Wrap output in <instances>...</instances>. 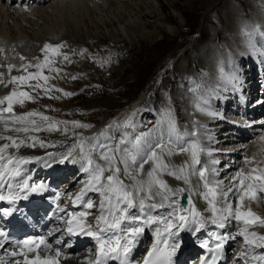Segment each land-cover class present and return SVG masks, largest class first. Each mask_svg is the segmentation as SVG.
Segmentation results:
<instances>
[{
    "label": "snow or ice",
    "instance_id": "6c2138e0",
    "mask_svg": "<svg viewBox=\"0 0 264 264\" xmlns=\"http://www.w3.org/2000/svg\"><path fill=\"white\" fill-rule=\"evenodd\" d=\"M57 47L60 46L58 45ZM44 48L47 50L52 48V46L46 44L44 45ZM21 59H23V57ZM65 59H67L66 56ZM31 66L32 65L25 66V69ZM35 67L39 68L40 65H35ZM9 70H11V68ZM28 78L33 79L35 77L30 74ZM43 79L47 80L48 78L43 77ZM24 80V76H14L12 77V81L10 82H23ZM36 87H40V85L37 84ZM57 90L59 91V89ZM65 95H71V93H65ZM18 96L31 99V97H29L27 93L18 94L15 90H13L10 95H7L3 99H0V106H3L5 104V101H7V107H0V112L11 113L13 103H23V100H18ZM37 115H40L42 120H49V117L43 116L40 113L29 112L26 114V116L28 117ZM25 119V116L14 117V121L23 122L25 121ZM30 123L35 125L36 122L35 120H32L30 121ZM79 126L86 127V125ZM6 130L27 133L29 131H39L41 129L38 127L32 129L28 127H12ZM0 140L11 141V144H4L0 146V154L4 153L5 150L8 149L10 146L18 149L20 145L24 143L23 140L17 142V140L10 135H0ZM139 140L140 138H137V143H139ZM196 148L197 146L195 144L191 146L193 166L192 174H196V172L198 171L200 179L204 181L203 186L205 189H207V191L200 194L203 195L205 200H208L209 202V210L212 212L211 222L214 224H218L220 228H224L226 226L225 221H227L231 217L236 220L244 219L245 224H252L255 220H259L260 224L264 226V220H260L259 217H255V215L250 211L248 213H242L238 209L235 212L233 211L232 204L227 203L228 194L233 191L232 187H229L227 191H224L222 193V196L225 200V207L218 209L213 203V201L209 200V196L215 197L216 192L214 188L209 186V183L205 177L206 170H196L194 168V165L199 163ZM83 150V146H81V152H83ZM181 151L186 152L189 151V149L182 148ZM125 153L126 155L122 156L118 161V163L123 164V169L118 166H113L114 162H116V157L114 155H109L108 153H101L100 159L108 161V167L106 169L104 166H101L97 163L95 165V168L92 169L93 174L90 177V183L89 185H86V187L92 190L101 191V194L105 197V200H107L108 203L111 205V207L108 208V215L106 216L104 214L105 203L103 201L101 202V215L96 218L97 227L95 230L92 229V226L90 224H86V222L83 220V217L87 216L89 213L81 212L77 214L81 219L75 221V228L79 229V231L85 235L92 236L96 240V243L98 245L96 258L94 261H90L89 264H107L109 260H120V264H139V261H133L130 259V254L132 253V250L135 247L139 236L144 233L145 227L151 226L152 224H155L158 221L164 223L165 227L163 229V232L159 228L154 229L156 242L152 245L151 249L148 250L147 255L144 256L143 264H174L173 257L180 249L182 243L180 233L182 231H189L195 234L196 232H199L201 228L205 227L203 219L200 218L202 214L195 210V206L193 205L191 200V195H189V197L187 198V203L191 206V208L184 210L188 213L187 215L180 214L178 216H173L172 219H167L165 217L150 215L146 213L144 209H154L157 207L164 206L162 203L146 204V200H155L156 196H162L163 200H168V194L175 196L178 192L183 193L185 191L184 189H173L167 184L166 181L159 179L156 176L157 169L167 171L168 175H172L176 179H183L185 183H191V181L189 180L188 176L184 174V167H179L174 170H168V165L163 162L162 158L159 157L155 151H153L149 156H147V158L140 159L137 158V155L128 152L127 149L125 150ZM69 155H71V152H69ZM2 159H4V157L3 155H0V160ZM28 159L29 158L26 157H20L17 163H26L28 162ZM8 160L9 163H11L12 157L9 156ZM150 162H155V167H152L151 170L147 171L146 175L149 179L147 180V182H145L139 179V174L144 172V165L149 164ZM87 163L89 167L84 168L85 172H88L91 166L93 165V160L90 156L87 158ZM106 170L111 174L104 177L103 173ZM121 171H123V173L134 182L132 185H126L124 181L120 178L119 174L121 173ZM134 171L136 175H133ZM253 171L256 170L253 169ZM236 178L239 180L241 185L244 184V180H264V176H244L243 173H237ZM102 180L106 181V183H101ZM145 183L147 184V192L143 197L139 199L137 203V195L140 193H145ZM97 184L100 185L99 188H96ZM153 186H157L156 192L152 191ZM24 187L27 188L28 185L25 184ZM36 187L37 186H33L32 190L35 191ZM254 187L255 185H248L246 194L254 196ZM161 190H163V193L167 194H162ZM259 190L264 191V186H261ZM82 195L83 190L81 195L77 196L76 200L80 201L82 199ZM113 196L115 197V203L112 202ZM3 199H5V197L0 196V200ZM240 199L241 201H243L244 195H241ZM172 203L174 204L176 203V201H172ZM86 206L90 209L93 207V204L91 201H88ZM136 208L139 209L141 213L140 215H137L135 212L131 211L132 209ZM173 211H175V209ZM217 212L221 214L219 219L216 218ZM109 216L111 217V219L108 218ZM189 216H191V220H189ZM125 221H128L129 223L125 224ZM67 223L69 225L67 231L69 233H74L73 220H69ZM117 231L123 233V235H116ZM240 234L244 235L243 232H241ZM2 235L3 233H0V236ZM250 235L256 237V239L259 241L258 246L264 247V236H257L256 233H251ZM230 238L234 239L235 237L229 235L221 236L220 243L216 245V249H222L224 243ZM245 242L251 244L255 241H249L248 237L245 236ZM30 243L31 241L23 242L25 246L29 245ZM40 243L44 244L46 249L51 248V245L46 243L43 239H41ZM57 243H59V241H57ZM2 244L3 241H0V245ZM201 247H207V245L202 243ZM28 251H35V248L29 247ZM13 255H16V253H13ZM55 255L56 257H59L61 255L60 250L57 249ZM253 259L264 260V255L253 257ZM211 260L212 264H215L216 257L213 256ZM17 264H19V262H17ZM25 264H58V262L52 257L41 258V256L37 254L33 260H28L26 258ZM205 264H207V262H205Z\"/></svg>",
    "mask_w": 264,
    "mask_h": 264
},
{
    "label": "rangeland",
    "instance_id": "374dc122",
    "mask_svg": "<svg viewBox=\"0 0 264 264\" xmlns=\"http://www.w3.org/2000/svg\"><path fill=\"white\" fill-rule=\"evenodd\" d=\"M162 1L165 2V0ZM132 2L133 1L130 0H127V4L121 2L123 4H121L122 7L119 8V12L122 15H127V17L132 14H125V5L126 7H129V5L132 6V8L129 7L130 12H139L140 8ZM201 2V0L197 1V3ZM162 5L165 12L173 16L174 20H171L169 24L165 21L158 20V24L161 27H170L173 34L164 33L163 31L160 34V31L150 26L154 24V18H145V21H143L147 25L148 31H153L156 35L159 34L158 37L160 38L156 40L152 46L150 42L142 36L136 37L135 31L126 30V23L120 24L115 16L111 15L113 18L112 20L106 18L103 21L102 19H104L105 13L89 5V9L92 8L95 10L94 14H102L103 16H101V19L98 21L92 16H89L88 20L86 16H81L77 23V29L80 31L83 29L84 32H89V34L92 32L95 37H89L88 35L86 36L85 33H82V35H78V38L71 40L74 42H84L90 45L101 46L102 48L104 44L108 46L114 45L113 47L118 50L119 55L118 58H110L102 63H95L96 71L92 73L94 83H96L93 85L95 87L92 86L87 92L81 91L76 95L77 97L74 96V98L70 99L68 102H61L59 105H56V107L61 110L73 108L75 111L78 110V113L80 110L81 112L93 111L94 114L92 119L96 121L100 120L97 124V129L98 133L102 135L103 131L101 127L103 121L108 120V118L117 111H124L126 108H137L138 105H142L143 103H153L156 104L155 106H167L166 103L174 102L179 94L175 85L178 78L185 73L193 71L195 69L194 66H196V68H208L202 65L199 59H194L198 54V48L206 44V33L208 31H202V26L203 24L205 25L206 22H203L204 14L201 7H188L187 10L182 12V15L179 10H174L178 7L177 4L173 6L174 9L170 8L168 4L165 5L162 3ZM155 6L158 9L160 7L158 3H156ZM164 15L165 14H162L160 16ZM239 16L240 18H250L251 15L242 11L241 13L239 12ZM129 18L130 17H128V19ZM64 26L65 25L62 23V28H64ZM91 26H97L98 28L91 29L93 28ZM66 29L68 28H64L63 31L67 33ZM227 34L224 40L219 39L213 41L214 46L221 47L219 52H222L228 44L231 45L234 41V37L230 30ZM86 37L88 38L86 39ZM210 39H212V35L209 36L208 40ZM185 50L186 53L183 55ZM177 56L180 58L177 59ZM179 62L183 64L181 65ZM58 63L59 60L57 59V64ZM110 101H112V103H110Z\"/></svg>",
    "mask_w": 264,
    "mask_h": 264
},
{
    "label": "bare ground",
    "instance_id": "6f19581e",
    "mask_svg": "<svg viewBox=\"0 0 264 264\" xmlns=\"http://www.w3.org/2000/svg\"><path fill=\"white\" fill-rule=\"evenodd\" d=\"M130 1H133L134 4H136L140 8V11L135 12V13H133V11L130 12L129 7L132 8V6L129 5V7L128 6L126 7L125 5V8H124L125 14L132 13L130 16L128 15V17H130L129 19L127 15L126 16L124 14L122 15L119 12V8L122 7L121 4H123L121 2H124L127 4V0H53L46 5L33 7L29 13L21 12L13 6H7L5 4H0V46H8L9 44H13L18 49L24 50L26 53H28L32 48H34V46L38 42H41L42 40L47 39V38H55L57 36H60L61 38H67L71 40V39L78 38V35H82V33H85V35L86 36L88 35L89 37H95L92 34V32L89 34V32L87 33L84 32L83 29H81V31L77 29V23L79 22V18L81 16L83 17L86 16L87 20L89 19V16H92V17H95L97 21L101 19V16H103L102 14L101 15L97 13L94 14L95 10L92 8L89 9L88 8L89 5L95 9L100 10V12L105 13L104 14L105 17L104 19H102L103 21L106 18H109L110 20H112L113 18L111 17V15L115 16L120 24L126 23V26H127L126 30L135 31L136 37L142 36L144 39L148 40L152 46L154 45V42L160 38L158 37L159 34L156 35V33H154L153 31L151 32L148 31L147 25L144 22L145 18L146 19L147 17L154 18L155 22L154 24H151L150 26L155 27L154 29L157 31H160V34L162 31L164 33L173 34L172 29L170 27H166V26L161 27L158 24V20L165 21L167 24H169L171 20H174L173 16L165 12V10L163 9L162 3H164L165 5L168 4V6H170V8L172 9H174L173 6L177 4L178 7L175 8L174 10H179L182 15H183L182 12L187 10L188 7L193 8L197 6V7L202 8V11L204 14L203 22H206V24L205 25L203 24L202 26V31L204 32L208 31V32L206 33L207 34L206 44L202 45L201 47L198 46L199 47L198 54L194 57V59L196 58L199 59L202 65H205L208 67L212 64L211 68H213L214 60L221 48V47L219 48V47L214 46L213 41H216L219 39L224 40L226 36L228 35L227 32H229V30L234 35V33L238 31L237 28H239L238 26L240 25V23L246 22L247 21L246 19H249V18H243V17L240 18L239 12L241 13L242 11H245L246 14L251 15L250 17H253L252 19H258V20H260V18L264 16V0H201L202 1L201 3H197L198 0H165V2H163L162 0H130ZM156 3L159 4L160 6L159 9L155 6ZM100 7L103 8L104 10L101 9ZM162 14H165V15L160 16ZM62 23L65 25L64 28H68L66 29L67 33L63 31L64 28H62ZM81 23H82V20H81ZM91 27H93L91 29L98 28L97 26H91ZM211 35H212V39L208 40L209 36ZM87 38L88 37H86V39ZM2 39H6L7 41L1 42ZM254 50L257 51V48L254 47ZM185 53H186V50L185 52H183V55ZM179 58L180 57H178L177 59ZM227 60L234 63V65L236 64V61H237V59L234 57H228ZM20 75L24 77L26 76L23 72H20ZM70 79L73 80L74 82H77L76 80H74L72 76H70ZM252 79H255V78H252ZM16 82H20V81H16ZM239 85L242 86L240 82H239ZM232 90L236 94L238 93L237 95L243 101L244 99H246L247 101L248 98L251 99V98H254L255 95H259L257 92V88H255L254 89L255 91H253L251 89L248 90L247 86H245V88H243V90L241 91L240 87L238 86V79L235 83V88ZM246 90H248V94L245 93ZM231 96L233 97V93H231ZM110 103H112V101H110ZM179 103H182L183 106H185L187 104V99L179 100L177 98V100L174 102V105L178 109L180 108ZM16 107L20 109L23 108L20 103H16ZM64 114L65 115L75 114V111L64 112ZM261 116L262 114L256 110L254 111V116L253 117L250 116V120H252L251 122H255V120H257ZM83 128H86V127H83ZM47 129L54 135L60 136L61 134H67V132L70 131L72 128L70 126H67L66 128H58L57 125L54 123L51 125V128L49 126ZM88 129L92 130L90 127H88ZM112 143L115 145V144H118L119 141L115 139ZM121 150L124 151L123 149ZM234 153H236V150H234ZM6 161H7V158L4 157L3 162H6ZM261 172H264V170H261ZM0 176H2V173H0ZM222 177L224 178L225 174H223ZM21 178L24 179L25 177L22 176ZM146 192H147V186L145 185V193L138 194L137 200L143 197L146 194ZM152 202L153 200H146V204H152ZM205 206L206 205L202 204V207L206 208ZM145 210H147L148 214L153 215V216L156 214L157 215L162 214L160 210L156 211V208L154 209L145 208ZM132 211L135 212L137 215L140 212L138 208L132 209ZM200 218L202 219V217ZM145 229L147 230V232L143 233V239H145V241L147 240L151 241L154 238H156L155 232H154V229H156V226L154 224H152L149 227H146ZM189 233L191 232L188 231L187 235H189ZM134 248L130 256H133L135 252ZM39 255L41 256V258H45V257L53 258L54 256V254L50 252L40 253ZM69 258H71V256L70 257L65 256L64 261L69 262Z\"/></svg>",
    "mask_w": 264,
    "mask_h": 264
}]
</instances>
